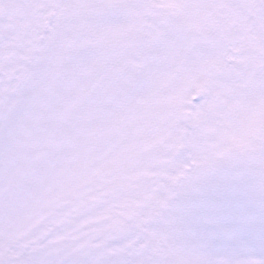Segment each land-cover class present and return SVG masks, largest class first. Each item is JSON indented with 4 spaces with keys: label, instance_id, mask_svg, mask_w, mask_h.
I'll use <instances>...</instances> for the list:
<instances>
[{
    "label": "snow or ice",
    "instance_id": "6c2138e0",
    "mask_svg": "<svg viewBox=\"0 0 264 264\" xmlns=\"http://www.w3.org/2000/svg\"><path fill=\"white\" fill-rule=\"evenodd\" d=\"M0 264H264V0H0Z\"/></svg>",
    "mask_w": 264,
    "mask_h": 264
}]
</instances>
